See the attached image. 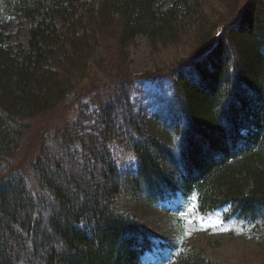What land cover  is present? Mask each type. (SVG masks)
Wrapping results in <instances>:
<instances>
[{
    "label": "trees",
    "instance_id": "1",
    "mask_svg": "<svg viewBox=\"0 0 264 264\" xmlns=\"http://www.w3.org/2000/svg\"><path fill=\"white\" fill-rule=\"evenodd\" d=\"M13 18L30 22L27 43ZM142 35L201 41L173 70L130 73ZM141 79L169 84L153 124ZM47 114L59 119L22 158ZM180 197L263 242L264 0H0V264H219L143 220Z\"/></svg>",
    "mask_w": 264,
    "mask_h": 264
},
{
    "label": "rangeland",
    "instance_id": "2",
    "mask_svg": "<svg viewBox=\"0 0 264 264\" xmlns=\"http://www.w3.org/2000/svg\"><path fill=\"white\" fill-rule=\"evenodd\" d=\"M211 21L213 24L214 20ZM29 23L22 18H13L9 27L12 39L27 43ZM200 41L198 37H191L167 48H154L143 35L138 36L126 52V69L135 74L159 69L173 70L175 65H180L185 60L190 61L198 54L195 48ZM114 55L118 57L117 51ZM98 75L100 79L109 77L101 72ZM168 95L167 81L141 79L136 85L133 98L137 109L146 115L149 124H153L154 117L164 112L163 107ZM56 119H59L56 114H47L34 123L33 129L26 135V146L20 153L22 158L24 155L26 160L29 158L32 153L28 150L29 147H35L42 129ZM115 152L121 168L135 165L136 158L128 149L117 145ZM149 213L146 217L143 216V220L149 221L147 224L153 227L157 235H168L179 242H186L219 264H264V238L262 243L253 241L249 238L250 231L247 227L236 221L224 220L221 210L200 213L190 201L183 198L168 200ZM157 264L165 262L158 261Z\"/></svg>",
    "mask_w": 264,
    "mask_h": 264
}]
</instances>
